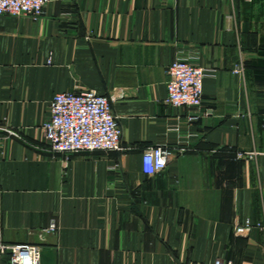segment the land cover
<instances>
[{
	"label": "crops",
	"instance_id": "obj_1",
	"mask_svg": "<svg viewBox=\"0 0 264 264\" xmlns=\"http://www.w3.org/2000/svg\"><path fill=\"white\" fill-rule=\"evenodd\" d=\"M179 58L207 74L199 108L165 103ZM85 90L109 100L121 151L47 146L49 102ZM154 146L175 157L146 176ZM4 245L40 248L41 264H264V0H49L37 20L0 15L9 264Z\"/></svg>",
	"mask_w": 264,
	"mask_h": 264
},
{
	"label": "built area",
	"instance_id": "obj_2",
	"mask_svg": "<svg viewBox=\"0 0 264 264\" xmlns=\"http://www.w3.org/2000/svg\"><path fill=\"white\" fill-rule=\"evenodd\" d=\"M49 0H0V15L41 18ZM242 65L233 73L241 75ZM165 103L175 109L199 108L203 98L205 70L179 58L166 68ZM49 117L42 126L44 139L52 152L73 154L78 152L121 151V128L113 114L109 100L93 90L56 94L48 105ZM253 153L239 154V159H252ZM174 154L165 146H154L142 153V173L153 176L163 172L174 159ZM252 224H237V236L248 234ZM259 227V226H258ZM55 223L48 230L55 232ZM1 251L9 252V264H41V249L33 246H7ZM200 264H235L232 261L215 260Z\"/></svg>",
	"mask_w": 264,
	"mask_h": 264
},
{
	"label": "trees",
	"instance_id": "obj_3",
	"mask_svg": "<svg viewBox=\"0 0 264 264\" xmlns=\"http://www.w3.org/2000/svg\"><path fill=\"white\" fill-rule=\"evenodd\" d=\"M10 254V253H9Z\"/></svg>",
	"mask_w": 264,
	"mask_h": 264
}]
</instances>
